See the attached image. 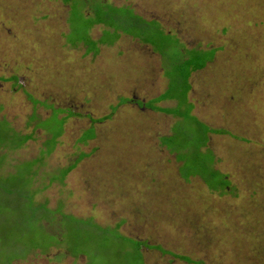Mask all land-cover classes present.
<instances>
[{
	"label": "rangeland",
	"instance_id": "rangeland-1",
	"mask_svg": "<svg viewBox=\"0 0 264 264\" xmlns=\"http://www.w3.org/2000/svg\"><path fill=\"white\" fill-rule=\"evenodd\" d=\"M0 125V264H264V0H0Z\"/></svg>",
	"mask_w": 264,
	"mask_h": 264
},
{
	"label": "trees",
	"instance_id": "trees-1",
	"mask_svg": "<svg viewBox=\"0 0 264 264\" xmlns=\"http://www.w3.org/2000/svg\"><path fill=\"white\" fill-rule=\"evenodd\" d=\"M106 6H102V7H99V8H97V9H95V19H96V22H97V24H102V25H108V20H107V17H105V15H102V13H103V11H105L104 10V8H105ZM101 12V13H100ZM97 13V14H96ZM140 20H141V22L143 21V23H145V24H148V23H152V22H157V20H155V19H152L151 21L152 22H150V21H147V20H144L142 17H140L139 18ZM159 25H160V23L159 22H157ZM140 26H141V23H140ZM161 28V27H160ZM162 34H163V36L164 35H167V33H165L164 31H163V29H162ZM170 35V34H169ZM175 37V36H174ZM176 38V37H175ZM185 47V46H184ZM186 50H189L190 51V49H187L186 47H185V49H183L182 50V52H181V57H182V59H183V61L185 60H187V57H188V55L186 56ZM192 50H195V49H192ZM162 51V50H161ZM199 52H201V51H199ZM201 53H204V52H201ZM207 64H208V62L207 61H200L199 63H198V65H196V64H193V67H194V70H193V72H197V71H199V70H202L203 68H205L206 66H207ZM187 79V78H186ZM187 83V82H186ZM189 84H187V86H188ZM190 89V85L188 86V89L184 92V93H182V94H184V99L186 100V94H187V92H188V90ZM172 92V90H170L169 92H168V94L169 93H171ZM167 96V95H166ZM165 96V97H166ZM126 99V98H125ZM192 105V104H191ZM151 108V107H150ZM163 110H168V109H163ZM75 113V112H74ZM75 116H78L77 114H75ZM81 117V116H80ZM193 119H194V121H195V123H196V125H200L201 127L202 126H205V125H203L202 123H201V121H199L198 119H196L194 116L192 117ZM3 120V119H2ZM63 120H66V118H63ZM180 120H182V118L181 119H179L178 121H180ZM184 120V119H183ZM4 122H6V124H8V122L6 121V120H3ZM3 122V123H4ZM27 125H30V119L28 120V122L26 123V126ZM0 127H1V125H0ZM201 127L199 128V129H201ZM37 128V127H36ZM35 128V129H36ZM11 129V128H10ZM14 129V128H13ZM38 129V128H37ZM15 130V129H14ZM218 131H220V130H218ZM18 133V136H20L21 137V139L19 140L20 141V145H18L19 147H22V146H24L28 141H30V140H32L33 138H34V136L35 135H33V133H30V134H21V133H19V131H13L12 129L10 130V133ZM222 132V131H221ZM201 133L202 134H204L206 137H207V135H206V133L202 130L201 131ZM208 139V138H207ZM15 142L14 140H12V137L11 136H9L8 134H6V133H4V140H3V144H6V145H10V143L11 142ZM19 141H16V142H19ZM207 141H209V140H207ZM206 145H207V143L204 145V148L206 147ZM17 146V145H16ZM17 146V147H18ZM13 148L15 147V146H12ZM211 151V153L212 154H214L213 152H212V150H210ZM198 152H201V150L199 149V151ZM205 153V151L203 150V154ZM198 155V154H197ZM214 157H215V154H214ZM193 159H194V162H198V161H195L196 160V156H194L193 157ZM190 163H192L191 161H190ZM67 171H65L64 173H62L61 175H60V178L59 179H61L62 180V178H64L65 176H66V174H67V172L69 171V168L68 169H66ZM211 171H212V169H211ZM219 171V170H218ZM190 172H191V170H190ZM192 173V172H191ZM210 173H212V175L213 176H215L216 175V173L214 172V171H212V172H210ZM223 173V172H222ZM196 174V173H195ZM224 174V173H223ZM226 175V174H225ZM227 179H228V176H227ZM218 190H220L219 188H218ZM31 196H33V194L31 195ZM29 199V198H28ZM30 201V207H29V209L28 210H30V211H32L33 212V215H32V220H34L35 222H38L39 223V226H41L42 228H44V225H42L41 224V220L42 219H45L47 216H48V213H49V211L51 212V209H48V207L46 206V204H40V203H35L32 199H29ZM35 208V213H34V209ZM23 211V210H22ZM70 216V217H69ZM63 217H66L67 219L68 218H70V221H72V223H76L79 219L78 218H76V217H73V215H65V216H63ZM34 224V223H33ZM35 226V225H34ZM42 228H41V230H42ZM34 234L35 235H37V232H38V230H37V228H35L34 227ZM87 231V230H86ZM86 234H88V233H86ZM121 241L122 240H124V239H126V237H124V236H122V235H120V238H119ZM136 243V242H135ZM135 243H133V245H135ZM137 245L138 244H140L138 241H137V243H136ZM83 247V246H82ZM33 249H35V246H33V247H31L30 248V251H32ZM139 250H140V248H139ZM83 253V252H82Z\"/></svg>",
	"mask_w": 264,
	"mask_h": 264
},
{
	"label": "crops",
	"instance_id": "crops-1",
	"mask_svg": "<svg viewBox=\"0 0 264 264\" xmlns=\"http://www.w3.org/2000/svg\"><path fill=\"white\" fill-rule=\"evenodd\" d=\"M117 8V7H116ZM132 38V37H131ZM137 44V43H136ZM160 56V55H159ZM160 58H161V62H162V57L160 56ZM162 64H164V62H162ZM200 71V70H199ZM164 72H165V69H164ZM198 72V71H197ZM193 73H195V72H192V74L190 75V77L187 79V84H189L190 85V89L188 90V92H187V94H186V101L189 103V104H192L190 101H189V99H188V95H189V92L192 90V84L190 83V81H189V79L191 78V76L193 75ZM157 75H154V77H156ZM167 78V87H166V89H168V86H169V81H168V79L169 78H171L170 76H169V74H167V76H166ZM154 79V78H153ZM152 79V80H153ZM188 85V86H189ZM165 89V90H166ZM164 90V91H165ZM162 95V93L160 94V95H153L151 98H157V97H159L160 98V96ZM154 99H152V100H154ZM163 101H174V102H176L173 98L172 99H166V100H156V101H154V103H153V105L151 106V108L150 109H148V110H150V111H152V110H155V111H158L159 112V110H163V108H161V107H159V105H156L157 103L159 104V103H161V102H163ZM148 102V101H147ZM146 102V103H147ZM146 110V109H145ZM182 117L181 116H179V117H177V119L179 120V119H181ZM177 120V121H178ZM176 121V122H177ZM175 123V122H174ZM172 134V133H171ZM170 134V135H171ZM168 148V147H167ZM143 251V250H142Z\"/></svg>",
	"mask_w": 264,
	"mask_h": 264
},
{
	"label": "flooded vegetation",
	"instance_id": "flooded-vegetation-1",
	"mask_svg": "<svg viewBox=\"0 0 264 264\" xmlns=\"http://www.w3.org/2000/svg\"><path fill=\"white\" fill-rule=\"evenodd\" d=\"M135 106H136V103H135ZM148 111V110H147Z\"/></svg>",
	"mask_w": 264,
	"mask_h": 264
}]
</instances>
